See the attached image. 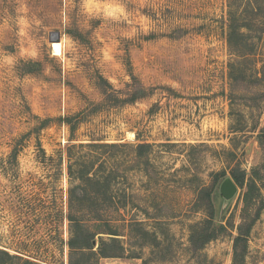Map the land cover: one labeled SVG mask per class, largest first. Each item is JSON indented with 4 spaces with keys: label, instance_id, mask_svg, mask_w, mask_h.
<instances>
[{
    "label": "rangeland",
    "instance_id": "1",
    "mask_svg": "<svg viewBox=\"0 0 264 264\" xmlns=\"http://www.w3.org/2000/svg\"><path fill=\"white\" fill-rule=\"evenodd\" d=\"M246 1L0 0V249L68 264L76 181L67 152L74 159L92 152L116 172L115 200L128 201L103 215L140 255L126 250L99 264H232L239 227L249 229L244 264H264V0L259 15L244 12ZM230 6L250 25L241 29L242 53L227 42ZM130 72L150 94L106 101L99 76L123 98ZM74 115L72 133L59 118ZM89 142L124 145L69 149ZM138 143L150 146L137 161ZM232 169L244 182L223 203L215 174ZM208 196L226 231L192 252L190 226L209 215ZM130 217L156 234V244L148 238L139 248L129 239L123 219Z\"/></svg>",
    "mask_w": 264,
    "mask_h": 264
},
{
    "label": "trees",
    "instance_id": "2",
    "mask_svg": "<svg viewBox=\"0 0 264 264\" xmlns=\"http://www.w3.org/2000/svg\"><path fill=\"white\" fill-rule=\"evenodd\" d=\"M261 0H247L244 3L245 13L248 11L254 12L259 15ZM239 11L235 9V6H230L229 9V32L227 36V42L232 52L242 53L247 50V33L241 29L250 28V25L242 24L239 21ZM249 45V44H248ZM131 82L127 84V93L123 98L115 95L117 90L113 86L105 81L103 77L100 80L104 82L98 83L100 89L105 95L106 101L114 100V102L121 104L133 103L139 99L145 98L150 94V90L147 89L141 81L130 72ZM116 104V103H113ZM74 116L60 117L59 119L69 124L70 130L74 133L76 129V123L73 122ZM50 122V119H43L39 122V125L35 127V130H39L45 127ZM264 133V127L261 130ZM71 133V134H72ZM25 136V135H24ZM23 139H16L15 144L12 148V156L16 162V155L19 149V142ZM73 139V138H71ZM39 145V143H38ZM124 144L116 143H80L79 145H71V147H87L88 152H91L94 148H115ZM40 146V145H39ZM150 145L148 143H138L134 147V153L137 161L141 156H144L145 149ZM146 147V148H145ZM93 153L91 152L87 157L82 159L75 158L71 155L70 151L67 152V172L71 179H74L76 183L69 189L68 193V214L67 219L69 220V233L70 236L67 241L68 245V264H99V260L103 257H122L126 254L127 249L120 239V233L116 225L111 224V218H105L103 215L105 207L114 208L119 210L120 208H126L128 201L127 199L116 201L113 195V178L116 173L113 168L107 169L105 161L93 160ZM136 161V162H137ZM99 162V163H97ZM226 177L223 171L215 174V178ZM236 185L242 186L244 182L243 175L236 173L233 169L231 170V176ZM79 190V192H78ZM105 197L102 198V194ZM209 195V194H208ZM100 197V198H99ZM221 197V195H220ZM248 193L246 195V200ZM102 198V199H101ZM222 198V197H221ZM120 203V205H119ZM105 204V206H103ZM206 208L210 210V213L200 222L194 223L190 226L189 234V249L192 252H199L204 245L216 239L226 231V225L222 223V219H218V212L214 210L211 197L208 196ZM123 219V218H122ZM123 222L127 226V235L129 239L138 244L141 248L148 238L153 240V244H156L157 237L154 232L149 231L144 225L143 221L130 217L129 220L123 219ZM105 226L104 231L96 229L98 224ZM107 234L108 238H104L101 234ZM249 229L238 228L237 235L234 236L233 240V257L232 264H244L246 255V243ZM99 235V236H98ZM98 236V237H97ZM127 256L129 257H140L137 249H130ZM0 264H51L44 261H35L27 257H23L19 254H9L6 250L0 249Z\"/></svg>",
    "mask_w": 264,
    "mask_h": 264
},
{
    "label": "water",
    "instance_id": "3",
    "mask_svg": "<svg viewBox=\"0 0 264 264\" xmlns=\"http://www.w3.org/2000/svg\"><path fill=\"white\" fill-rule=\"evenodd\" d=\"M58 34V33H56ZM237 185L233 181V179L230 176H226L219 185V193L222 197L223 203L228 202L231 200L236 192H237Z\"/></svg>",
    "mask_w": 264,
    "mask_h": 264
},
{
    "label": "bare ground",
    "instance_id": "4",
    "mask_svg": "<svg viewBox=\"0 0 264 264\" xmlns=\"http://www.w3.org/2000/svg\"><path fill=\"white\" fill-rule=\"evenodd\" d=\"M52 48H53L55 54H59L60 53V44L59 43L53 42L52 43Z\"/></svg>",
    "mask_w": 264,
    "mask_h": 264
}]
</instances>
